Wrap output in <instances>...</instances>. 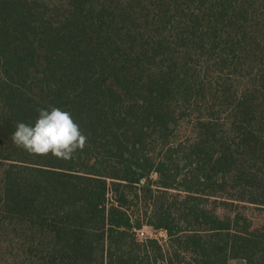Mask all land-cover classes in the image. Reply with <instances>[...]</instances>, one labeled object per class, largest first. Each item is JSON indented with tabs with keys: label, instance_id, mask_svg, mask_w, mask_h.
Masks as SVG:
<instances>
[{
	"label": "trees",
	"instance_id": "1",
	"mask_svg": "<svg viewBox=\"0 0 264 264\" xmlns=\"http://www.w3.org/2000/svg\"><path fill=\"white\" fill-rule=\"evenodd\" d=\"M51 107L69 160L10 138ZM234 261L264 264V0H0V264Z\"/></svg>",
	"mask_w": 264,
	"mask_h": 264
},
{
	"label": "clouds",
	"instance_id": "2",
	"mask_svg": "<svg viewBox=\"0 0 264 264\" xmlns=\"http://www.w3.org/2000/svg\"><path fill=\"white\" fill-rule=\"evenodd\" d=\"M34 124L17 122L11 134L12 142L34 156H48L69 160L85 148L87 136L73 119L72 114L59 107L37 109Z\"/></svg>",
	"mask_w": 264,
	"mask_h": 264
},
{
	"label": "rangeland",
	"instance_id": "3",
	"mask_svg": "<svg viewBox=\"0 0 264 264\" xmlns=\"http://www.w3.org/2000/svg\"><path fill=\"white\" fill-rule=\"evenodd\" d=\"M156 178V175H153V179ZM142 230L145 232V237L149 236L151 238L158 237L160 241L164 242V235L163 234H155L151 228L149 227H143ZM240 262L234 261L231 264H239Z\"/></svg>",
	"mask_w": 264,
	"mask_h": 264
},
{
	"label": "built area",
	"instance_id": "4",
	"mask_svg": "<svg viewBox=\"0 0 264 264\" xmlns=\"http://www.w3.org/2000/svg\"><path fill=\"white\" fill-rule=\"evenodd\" d=\"M139 236L141 237V238H145V232L142 230V231H140L139 232Z\"/></svg>",
	"mask_w": 264,
	"mask_h": 264
}]
</instances>
